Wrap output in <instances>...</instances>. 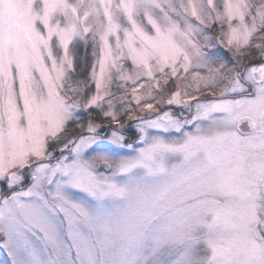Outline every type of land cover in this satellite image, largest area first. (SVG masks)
<instances>
[{
  "label": "snow or ice",
  "instance_id": "1",
  "mask_svg": "<svg viewBox=\"0 0 264 264\" xmlns=\"http://www.w3.org/2000/svg\"><path fill=\"white\" fill-rule=\"evenodd\" d=\"M0 264H264V0H0Z\"/></svg>",
  "mask_w": 264,
  "mask_h": 264
},
{
  "label": "rangeland",
  "instance_id": "2",
  "mask_svg": "<svg viewBox=\"0 0 264 264\" xmlns=\"http://www.w3.org/2000/svg\"><path fill=\"white\" fill-rule=\"evenodd\" d=\"M4 258V253H3V250L0 249V259H3Z\"/></svg>",
  "mask_w": 264,
  "mask_h": 264
}]
</instances>
